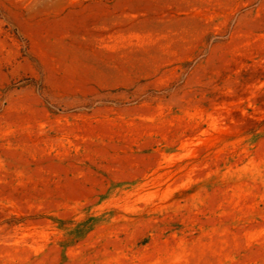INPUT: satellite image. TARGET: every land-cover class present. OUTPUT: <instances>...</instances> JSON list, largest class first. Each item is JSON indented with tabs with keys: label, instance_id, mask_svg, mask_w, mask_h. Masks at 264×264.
Instances as JSON below:
<instances>
[{
	"label": "rangeland",
	"instance_id": "1",
	"mask_svg": "<svg viewBox=\"0 0 264 264\" xmlns=\"http://www.w3.org/2000/svg\"><path fill=\"white\" fill-rule=\"evenodd\" d=\"M0 264H264V0H0Z\"/></svg>",
	"mask_w": 264,
	"mask_h": 264
}]
</instances>
